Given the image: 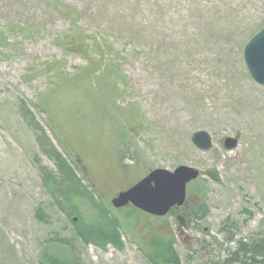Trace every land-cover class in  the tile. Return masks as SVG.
I'll return each mask as SVG.
<instances>
[{
  "label": "rangeland",
  "instance_id": "1",
  "mask_svg": "<svg viewBox=\"0 0 264 264\" xmlns=\"http://www.w3.org/2000/svg\"><path fill=\"white\" fill-rule=\"evenodd\" d=\"M263 29L264 0H0V264H43V254L71 264H150L139 250L154 235L173 236L182 264H229L228 240H261L264 86L244 50ZM77 30L97 45L92 77L73 76L88 62L57 42ZM53 63L72 78L58 90ZM39 125L92 197L69 205L68 192L45 187L57 171ZM200 131L212 136V150L192 143ZM227 138L238 147L226 150ZM179 166L201 172L187 196L204 216L112 206L151 171ZM91 198L122 221V250L78 236L77 227L100 220Z\"/></svg>",
  "mask_w": 264,
  "mask_h": 264
},
{
  "label": "trees",
  "instance_id": "2",
  "mask_svg": "<svg viewBox=\"0 0 264 264\" xmlns=\"http://www.w3.org/2000/svg\"><path fill=\"white\" fill-rule=\"evenodd\" d=\"M57 42L66 53L83 57L88 62L85 69H81L73 76L79 79L84 72H86V76L88 77H92L94 75L98 63L96 60L91 59L90 57L93 53H95L97 45L95 43L87 45L83 32L77 30L75 32L66 33L60 39H58ZM50 67L54 73L62 76L61 84L58 85L57 90L72 79H68L67 75H63L60 69V63H53L50 65ZM113 80L115 81V78ZM103 87L104 85H100L98 87L99 91H96L100 92L101 94V89L105 90ZM97 92H93L89 96H91L93 99H96L95 95H97ZM49 102V100L43 101L44 110L48 115V121L53 124L52 126L49 123L54 135H59L57 125L54 124V121L49 115ZM39 128L43 133L44 138V154H46L54 162L57 171H51L50 174L46 176L44 179L45 187L48 188L51 194L52 191L56 194V192H59L60 190H63V192H68L67 195H65L64 200L68 202L69 205H71L73 201H76V198L81 195L84 197L87 196L86 198H89V196L93 194L91 188L83 184V179L78 177L74 168H72L68 160L52 142L46 130L40 125ZM92 205L101 212L99 217L100 220L96 223V226L92 225L91 228L86 230L79 229L80 226L77 227L78 236L86 244H89V242H95L104 247H106L109 243L114 244V246H122L123 243L119 232V226L122 225V221L116 216H113L114 218L111 217L112 212L110 209L102 206V204L98 205L94 199L92 200ZM187 210L190 212L188 214L193 216V218L204 216L206 213L204 209L195 210L191 204H188L183 210L184 213L187 212ZM170 214L176 215L178 212L173 209ZM37 216L40 221H46L42 210L37 211ZM81 224L82 223H80V225ZM228 244L235 245V248L232 249L233 251L228 253L230 259L229 264H264V243L251 244L240 242V244H238L231 238L228 240ZM144 255L150 264H182L180 256L174 248L173 236L154 235L148 242H145ZM40 261L43 264H71L64 258H56L54 254H43L40 257Z\"/></svg>",
  "mask_w": 264,
  "mask_h": 264
},
{
  "label": "water",
  "instance_id": "3",
  "mask_svg": "<svg viewBox=\"0 0 264 264\" xmlns=\"http://www.w3.org/2000/svg\"><path fill=\"white\" fill-rule=\"evenodd\" d=\"M244 58L252 78L264 86V29L246 45ZM192 143L203 152L212 150L214 146L212 136L206 131L195 133ZM238 144V138L224 141V147L229 151L236 149ZM200 176L198 169L189 166H179L173 172L155 169L130 189L117 194L111 203L118 210L132 206L146 214L165 217L173 208L186 204L188 185Z\"/></svg>",
  "mask_w": 264,
  "mask_h": 264
},
{
  "label": "flooded vegetation",
  "instance_id": "4",
  "mask_svg": "<svg viewBox=\"0 0 264 264\" xmlns=\"http://www.w3.org/2000/svg\"><path fill=\"white\" fill-rule=\"evenodd\" d=\"M187 205H188V203H187ZM187 205L185 206V207H183V208H180V209H176L177 211H181V210H184L186 207H187ZM178 220H180V219H178ZM184 227L186 226V224H184L183 225ZM241 242H243V241H241ZM244 243H246V242H244ZM254 243H264V237L261 239V240H259V241H254ZM109 246H112L114 249H117V250H122V249H120L119 247L118 248H115V246H113V244H109ZM102 249V248H101ZM144 250H145V246L144 247H140V253L143 255V253H144Z\"/></svg>",
  "mask_w": 264,
  "mask_h": 264
}]
</instances>
